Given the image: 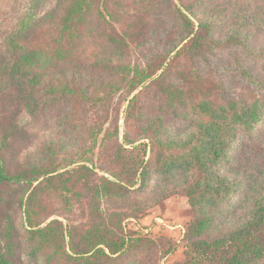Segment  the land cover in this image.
<instances>
[{
  "label": "rangeland",
  "instance_id": "rangeland-1",
  "mask_svg": "<svg viewBox=\"0 0 264 264\" xmlns=\"http://www.w3.org/2000/svg\"><path fill=\"white\" fill-rule=\"evenodd\" d=\"M90 6L91 18L97 14L96 8L101 11L107 33H89L79 41L78 51L69 52L70 61L64 63L68 69L63 74L53 69V90H42L37 101L43 110L29 114L15 95L0 98V106L6 105L0 109V153L10 173L53 163L58 174L49 181L39 179L43 187L32 216L41 225L57 220L63 231L62 247L69 253L72 243L79 247L85 240H96L94 229L101 223L109 238L123 233L133 242L131 238L146 234L152 240L147 247L137 242L126 245L120 263L132 260L134 253L142 260L152 259V264H169L171 254L181 255L174 262L182 261L189 251L186 232L193 219L186 195L171 194L152 205V199L137 197L136 192L120 196L113 190L111 196L102 183L118 182L115 173L121 163L114 152L119 145L139 149L142 159L151 154L150 141L142 138L132 114L135 106L156 112L151 104L166 105L154 95L151 84L145 88L149 79L161 73L157 64L162 56L167 57L165 82L173 87L184 85L179 72L188 77L190 71L196 83H218V77L226 76L227 96L239 100L264 95V0H92ZM111 27L119 34L122 27L128 29L126 46L118 51L121 56L103 49ZM199 34L205 37L194 58L192 50L198 45H190V38ZM49 39L43 32L37 41ZM96 58L100 63L95 66ZM77 60L82 63L75 68ZM73 71L74 81H70L67 77ZM147 75L152 76L146 79ZM132 79L143 82L128 92L126 85ZM135 94L136 104L128 112ZM55 99L59 103L52 102ZM49 102L56 107L45 109L43 105ZM254 134L248 141L243 139L244 146L238 151L251 155L256 150L263 158L264 124ZM8 187V193L22 196L23 192ZM17 204L18 199L7 209L10 217L20 213ZM143 204L152 206L142 210Z\"/></svg>",
  "mask_w": 264,
  "mask_h": 264
},
{
  "label": "trees",
  "instance_id": "trees-1",
  "mask_svg": "<svg viewBox=\"0 0 264 264\" xmlns=\"http://www.w3.org/2000/svg\"><path fill=\"white\" fill-rule=\"evenodd\" d=\"M91 1L0 0V98L15 95L29 114L43 110L37 101L42 90H53V69L62 74L68 69L64 63L70 61L69 52L80 49L83 37L107 33L101 24L105 21L101 11L96 8L97 14L91 18ZM43 32L50 39L38 42ZM127 32L126 27H122L121 34L111 27L103 49L121 56L118 51L126 46ZM204 37L199 34L190 38V45H198L196 53L192 50L194 58ZM161 58L157 64L161 73L149 79L145 88L151 84L154 95L166 105L151 104L156 112L145 107L136 109V94L128 104V112L135 106L132 117L140 124L142 138L149 139L151 154L142 159L139 149L119 145L114 152L121 163L115 173L118 182L104 181L103 190L111 196L113 190L120 196L136 192L137 197L152 199V205L171 194L186 195L193 211L186 232L189 251L184 260L172 264H264V157L256 150L251 155L238 151L244 146L243 139L248 141L264 124V95L239 100L227 96L226 76L218 77V83H196L190 71L188 77L179 72L184 85L173 87L164 79L167 57ZM95 60L96 66L100 60ZM76 63L75 68L82 62ZM74 71L68 80L74 81ZM142 80L132 79L126 85L127 91L135 90ZM5 106L1 104L0 109ZM43 106L48 109L56 104ZM52 164L29 165L25 173H10L1 151L0 264H152V259L142 260L137 253L126 263L119 261L126 245L137 242L147 247L152 240L146 234L131 238L133 242L123 233L109 238L101 223L94 229L96 240H85L79 247L72 243L71 252L66 251L58 221L41 225V220L32 216L43 187L39 179L49 181L58 174ZM8 186L23 192L22 196L15 191L8 193ZM16 199L21 211L10 217L7 209ZM152 205L143 204L141 209ZM144 247L140 249L146 250Z\"/></svg>",
  "mask_w": 264,
  "mask_h": 264
},
{
  "label": "crops",
  "instance_id": "crops-1",
  "mask_svg": "<svg viewBox=\"0 0 264 264\" xmlns=\"http://www.w3.org/2000/svg\"><path fill=\"white\" fill-rule=\"evenodd\" d=\"M181 259V255L178 257V256H173V254H171V257L169 259V264L173 263L175 260H180Z\"/></svg>",
  "mask_w": 264,
  "mask_h": 264
}]
</instances>
